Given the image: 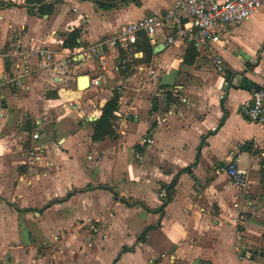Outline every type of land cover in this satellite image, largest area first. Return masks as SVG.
Returning <instances> with one entry per match:
<instances>
[{
    "label": "crops",
    "instance_id": "crops-1",
    "mask_svg": "<svg viewBox=\"0 0 264 264\" xmlns=\"http://www.w3.org/2000/svg\"><path fill=\"white\" fill-rule=\"evenodd\" d=\"M105 2L0 0V264H264V118L241 112L264 85V5L190 63L192 42L142 33L150 52L123 73L120 51L100 63L89 47L176 0ZM73 29L79 44L64 49ZM18 44L53 49L54 64L15 84L37 63ZM84 74L100 85L80 90ZM114 91V133L93 140ZM233 157L250 181L239 238Z\"/></svg>",
    "mask_w": 264,
    "mask_h": 264
},
{
    "label": "built area",
    "instance_id": "built-area-1",
    "mask_svg": "<svg viewBox=\"0 0 264 264\" xmlns=\"http://www.w3.org/2000/svg\"><path fill=\"white\" fill-rule=\"evenodd\" d=\"M264 5V0H176V2L162 14H149L133 22L120 25L111 36L103 38L89 47L91 54L100 63L106 57L108 50L122 51L123 58L120 66L132 64L133 59L138 57V51L133 45L140 34L144 33L151 41L158 40L165 45H180L192 42L199 50L214 48L221 42L223 31L238 26L258 7ZM16 57L28 61L36 59L35 67H25L17 75L13 82L20 84V78L33 70L51 67L55 62L56 52L47 46L17 45ZM218 61V59H217ZM222 69L221 65L217 66ZM90 86L100 85V76L89 79ZM73 107L72 101L68 102ZM241 112L252 121H262L264 118V85L253 90L252 99L242 106ZM38 134H33L37 138ZM143 142L151 143L150 138ZM32 153V152H31ZM233 183L240 191V201L234 203L236 215L231 224L236 230L237 238L241 236V225L247 219L246 207H248L249 172L239 164V157H233L223 168ZM91 218H86L92 232H98Z\"/></svg>",
    "mask_w": 264,
    "mask_h": 264
},
{
    "label": "trees",
    "instance_id": "trees-1",
    "mask_svg": "<svg viewBox=\"0 0 264 264\" xmlns=\"http://www.w3.org/2000/svg\"><path fill=\"white\" fill-rule=\"evenodd\" d=\"M42 1V0H40ZM105 4H103L106 7H109L114 4L115 0H105ZM45 12H49L52 10L53 3L49 4H43L41 6ZM141 36V35H140ZM138 38L136 43L133 45L135 51H142L144 53V57H146L147 52H150L149 47L148 49H144L141 44H143L147 39L145 35H142L143 37ZM79 37V32L76 29H73L70 31L64 38L62 47L64 49H69L74 46H78V39ZM121 53V60L123 58L122 51ZM197 55L196 48L193 43H189L188 47L185 52V57L184 61L187 63H190L194 57ZM143 57V56H142ZM142 57H135L133 59V62H139ZM130 64H125V66L122 68L121 66V71L123 73H126L128 70V67ZM233 73L229 72L227 73L228 76H231ZM119 98L120 94L116 91L113 92L112 96L106 101V103L102 106L101 108V115L100 117L93 122V134H92V139L93 140H99L104 138L106 135H112L114 133L113 126H112V121L115 118V113L118 109L119 106Z\"/></svg>",
    "mask_w": 264,
    "mask_h": 264
},
{
    "label": "water",
    "instance_id": "water-1",
    "mask_svg": "<svg viewBox=\"0 0 264 264\" xmlns=\"http://www.w3.org/2000/svg\"><path fill=\"white\" fill-rule=\"evenodd\" d=\"M235 78H236V79H237V78H239V79H243V80L246 81V78H242V75H241L240 73H237V74L235 75ZM89 85H90V84H89V76L86 75V74L81 75V76L79 77V80H78V87H79V88L83 87V89H85V88H88ZM247 89H251V86L248 85V86H247Z\"/></svg>",
    "mask_w": 264,
    "mask_h": 264
},
{
    "label": "rangeland",
    "instance_id": "rangeland-1",
    "mask_svg": "<svg viewBox=\"0 0 264 264\" xmlns=\"http://www.w3.org/2000/svg\"><path fill=\"white\" fill-rule=\"evenodd\" d=\"M79 58L80 57H78L77 59H79ZM80 90H83V87H81ZM92 93H95V90L94 89L89 92V94H92Z\"/></svg>",
    "mask_w": 264,
    "mask_h": 264
}]
</instances>
